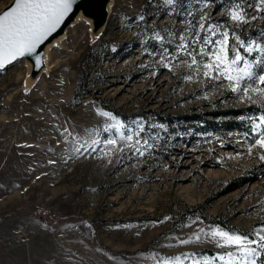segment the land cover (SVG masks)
<instances>
[{
	"label": "rangeland",
	"instance_id": "obj_1",
	"mask_svg": "<svg viewBox=\"0 0 264 264\" xmlns=\"http://www.w3.org/2000/svg\"><path fill=\"white\" fill-rule=\"evenodd\" d=\"M230 3L113 0L97 38L84 18L71 23L29 88L23 59L0 68V264H192L193 253L203 264L231 249L201 229L264 225V149L251 129L264 107L197 76L176 48L190 24L205 34L199 23L264 44V12L247 7L257 18L232 25ZM98 110L142 126L134 148Z\"/></svg>",
	"mask_w": 264,
	"mask_h": 264
},
{
	"label": "snow or ice",
	"instance_id": "obj_2",
	"mask_svg": "<svg viewBox=\"0 0 264 264\" xmlns=\"http://www.w3.org/2000/svg\"><path fill=\"white\" fill-rule=\"evenodd\" d=\"M74 2L75 0H14V6L0 14V68L19 57L37 53L38 47L72 11ZM165 3L172 5L175 0H165ZM227 7L228 11L224 15L230 18L232 25H247L250 20H255L257 17L249 16L246 8L256 7L258 11L264 12V0L258 2L254 0L251 4L248 0H231ZM207 19L209 18L201 16L202 21ZM193 27L196 25L190 24L188 32L192 40L188 42L186 36H181L182 43L176 45L179 53L190 58L187 67L189 69L195 67L198 70L197 76L202 74L208 80L226 79L233 93H241L243 99L264 107V55L253 61L248 59V56L256 51L264 54V44L252 40L245 42L235 31L222 30L220 24L209 23L205 27V23H199V29L205 33L203 36L198 33L192 35ZM261 35L264 36V33ZM157 38L159 39V36ZM190 45L192 50H189ZM164 55L170 53L165 50ZM197 56L200 57L199 60ZM254 67H259L261 71L257 73ZM185 79L191 80L193 77L187 76ZM98 114L114 121L105 131L116 130L121 141L128 142L130 148L135 147L131 142L139 137L143 130L139 123L136 124V128H130L110 112L98 110ZM251 129L253 133L258 134L254 138V146L264 149V114L251 120ZM92 143L97 144L101 141L93 140ZM104 143L115 145L117 140L108 139ZM139 143L140 140L137 139L136 144ZM144 143L147 144V141L145 140ZM73 150L80 151L79 148ZM248 151L251 152L252 148L250 147ZM143 154L140 152V155ZM259 159L264 161V155ZM200 232L216 247L231 249L211 257L204 256L203 264H215L216 261L224 264H264V225L250 230L247 234H241L238 229L225 230L219 226L211 228L208 232L201 229ZM194 236L197 241L201 239L199 234ZM190 242V240L180 241L181 244ZM184 255L185 259L188 255L194 257L192 264H201L200 259H195V253ZM177 264H183V261L177 258Z\"/></svg>",
	"mask_w": 264,
	"mask_h": 264
},
{
	"label": "water",
	"instance_id": "obj_3",
	"mask_svg": "<svg viewBox=\"0 0 264 264\" xmlns=\"http://www.w3.org/2000/svg\"><path fill=\"white\" fill-rule=\"evenodd\" d=\"M112 1L113 0H75L72 6V11L68 13L57 29L38 47L37 53L17 58L23 59L26 66L29 68V73H27L25 79L26 85H29L30 83L34 84L41 72L46 70L45 53L48 46L56 39L60 38L71 23L76 21L79 15L89 22L91 37L93 39L97 38L107 24L110 12L109 8ZM13 6L14 0H10L0 9V14L9 10ZM37 61H39V63ZM11 63L4 65V67Z\"/></svg>",
	"mask_w": 264,
	"mask_h": 264
},
{
	"label": "bare ground",
	"instance_id": "obj_4",
	"mask_svg": "<svg viewBox=\"0 0 264 264\" xmlns=\"http://www.w3.org/2000/svg\"><path fill=\"white\" fill-rule=\"evenodd\" d=\"M112 3H113V1H112ZM111 3V4H112ZM110 9H111V5H110V8H109V11H110ZM109 14H110V12H109ZM80 15L77 17V19H76V21H78L79 19H80ZM76 21H74V22H76ZM67 30V29H66ZM65 30V31H66ZM65 35V32H64V34L60 37V38H58V39H56L53 43H51V45H49L48 46V48H47V50H46V53H45V63H46V70H43L44 72H46L47 70H49V66H50V64H49V61H48V56H49V51H50V48L51 47H53V46H55V45H57L59 42H60V40H62L61 38H63V36ZM42 71V72H43ZM41 72V73H42ZM28 73H29V71H28ZM39 77V76H38ZM38 79V78H37ZM36 79V80H37ZM32 84L30 83L29 85H26L27 87L26 88H29V86H31Z\"/></svg>",
	"mask_w": 264,
	"mask_h": 264
}]
</instances>
